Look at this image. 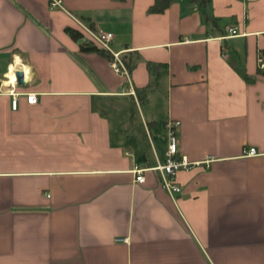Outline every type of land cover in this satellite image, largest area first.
<instances>
[{
	"label": "crops",
	"instance_id": "0c3cea01",
	"mask_svg": "<svg viewBox=\"0 0 264 264\" xmlns=\"http://www.w3.org/2000/svg\"><path fill=\"white\" fill-rule=\"evenodd\" d=\"M61 1L0 0V264H264V0H211L225 34L189 0L162 13L153 0ZM82 24L135 58L130 83L80 49L101 47ZM169 119L178 153L199 162L172 196L155 169Z\"/></svg>",
	"mask_w": 264,
	"mask_h": 264
},
{
	"label": "built area",
	"instance_id": "2783aa9c",
	"mask_svg": "<svg viewBox=\"0 0 264 264\" xmlns=\"http://www.w3.org/2000/svg\"><path fill=\"white\" fill-rule=\"evenodd\" d=\"M49 7L50 8H63L62 1L61 0H49ZM82 27L84 30L88 33V35L91 37V39L99 44L102 48L107 50L111 55L112 59L110 60V65L113 68V70L121 75H123L126 79L127 83H130V77H129V71L126 68L124 62L119 56L118 52L112 51L110 48V43L114 39V34L111 31L103 30V29H92L91 27L86 26L85 24H82ZM229 34H235L236 30L234 27L228 28ZM258 67L260 69H264V59H262L261 56L257 57ZM15 74V70H14ZM8 80L10 78L8 77ZM17 81L16 76L15 80L11 81L12 83H15ZM131 89V86H130ZM26 101L30 104L37 102V94L35 92H26ZM17 99L14 96L11 100V106L13 109L16 108ZM180 125L179 120H173L169 119L165 122V127L167 130V148L165 151V157L162 163L158 164L155 169L158 171L159 176V184L160 186L166 190L171 196L175 193H178L180 191L179 185H177L175 177L176 173L179 170H186L190 169L195 165H198L199 162L190 160L186 155L179 154L178 153V143L179 138L176 133V128ZM243 154L246 156L254 155L256 154V148L253 146H250L248 148H244ZM144 168H138L134 170L135 173V181L136 182H144Z\"/></svg>",
	"mask_w": 264,
	"mask_h": 264
},
{
	"label": "trees",
	"instance_id": "16d2710c",
	"mask_svg": "<svg viewBox=\"0 0 264 264\" xmlns=\"http://www.w3.org/2000/svg\"><path fill=\"white\" fill-rule=\"evenodd\" d=\"M174 1L175 0H153V2L148 6L147 12H149V13H162ZM189 1L195 3L198 6L199 10L201 11V13L203 15L205 23L208 26H210V29H217L220 33L225 34L226 30L224 29L223 26H221L218 23L217 18L210 15L207 12V7L209 6L211 0H189ZM66 31L75 40H79L83 37L81 32H79V31H77L71 27H67ZM80 49L83 51H94V52H97L98 54H100L102 56L107 57L109 60L112 59V55L107 50H105L102 47L96 46L91 40L82 41L80 43ZM260 53H264V48L260 49ZM120 58L122 59V61L124 62L126 68L128 69V71L130 73L132 68L135 66V63H136L135 58L132 57V55H130L128 52L121 54ZM146 64H147V68L149 71H152V69L155 68V66H156V64L152 63V62H147ZM258 72L264 73V70H261L258 68ZM242 75L247 81L253 80L252 76H248L245 73H242ZM147 88H148V85H146L142 88H136L137 98H138L139 102H143L146 99Z\"/></svg>",
	"mask_w": 264,
	"mask_h": 264
},
{
	"label": "water",
	"instance_id": "95a60500",
	"mask_svg": "<svg viewBox=\"0 0 264 264\" xmlns=\"http://www.w3.org/2000/svg\"><path fill=\"white\" fill-rule=\"evenodd\" d=\"M15 76H16L17 82L22 84L23 83V74H22V71L20 69L15 70Z\"/></svg>",
	"mask_w": 264,
	"mask_h": 264
},
{
	"label": "rangeland",
	"instance_id": "374dc122",
	"mask_svg": "<svg viewBox=\"0 0 264 264\" xmlns=\"http://www.w3.org/2000/svg\"><path fill=\"white\" fill-rule=\"evenodd\" d=\"M132 111L135 113V120H139L138 114H139V111H140V106L134 105L132 103Z\"/></svg>",
	"mask_w": 264,
	"mask_h": 264
},
{
	"label": "bare ground",
	"instance_id": "6f19581e",
	"mask_svg": "<svg viewBox=\"0 0 264 264\" xmlns=\"http://www.w3.org/2000/svg\"><path fill=\"white\" fill-rule=\"evenodd\" d=\"M9 71L7 72V76L10 78L11 81L15 80V74H14V68L12 69V67H10V69H8Z\"/></svg>",
	"mask_w": 264,
	"mask_h": 264
}]
</instances>
